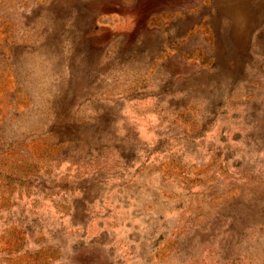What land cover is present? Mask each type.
<instances>
[{
    "label": "rangeland",
    "instance_id": "374dc122",
    "mask_svg": "<svg viewBox=\"0 0 264 264\" xmlns=\"http://www.w3.org/2000/svg\"><path fill=\"white\" fill-rule=\"evenodd\" d=\"M0 264H264V0H0Z\"/></svg>",
    "mask_w": 264,
    "mask_h": 264
}]
</instances>
